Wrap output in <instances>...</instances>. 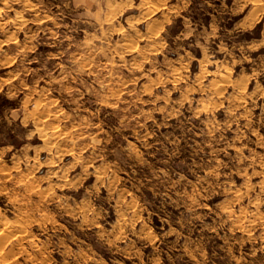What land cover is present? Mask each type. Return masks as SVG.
Masks as SVG:
<instances>
[{
	"label": "rangeland",
	"instance_id": "1",
	"mask_svg": "<svg viewBox=\"0 0 264 264\" xmlns=\"http://www.w3.org/2000/svg\"><path fill=\"white\" fill-rule=\"evenodd\" d=\"M253 1L0 0V264H264Z\"/></svg>",
	"mask_w": 264,
	"mask_h": 264
},
{
	"label": "bare ground",
	"instance_id": "2",
	"mask_svg": "<svg viewBox=\"0 0 264 264\" xmlns=\"http://www.w3.org/2000/svg\"><path fill=\"white\" fill-rule=\"evenodd\" d=\"M259 3V0H254L253 1V5H257ZM3 232H5V231H3Z\"/></svg>",
	"mask_w": 264,
	"mask_h": 264
}]
</instances>
